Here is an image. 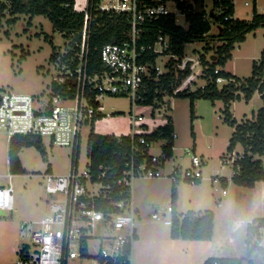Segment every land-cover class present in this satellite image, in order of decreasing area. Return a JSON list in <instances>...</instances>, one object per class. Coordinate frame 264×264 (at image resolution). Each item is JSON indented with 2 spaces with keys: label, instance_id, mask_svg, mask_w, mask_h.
<instances>
[{
  "label": "built area",
  "instance_id": "built-area-1",
  "mask_svg": "<svg viewBox=\"0 0 264 264\" xmlns=\"http://www.w3.org/2000/svg\"><path fill=\"white\" fill-rule=\"evenodd\" d=\"M66 0L65 7H70ZM73 1V0H72ZM245 0L244 6L257 0ZM235 7V0H232ZM83 26L80 41L74 45L70 41L63 52L53 53L56 73L49 85V91L42 96L17 92L0 93V136L8 145L14 137L30 136L50 140L51 145L69 148L70 165L63 175L45 173L44 189L52 199L48 204L49 213L37 221H24L19 226L22 245L18 258L11 264H66L69 259H81L89 264H132L133 245L137 232L136 223L140 219L133 198V184L138 177L169 178L172 182H197L203 177L205 159L198 156L191 147H184L181 156L175 157L177 134L165 138L161 128L149 133L140 132L144 124L138 123L143 117L134 114V108L146 101L147 80L151 73L162 75L158 60L168 56L170 40L158 35L153 45L140 44L143 27L162 17L185 18L176 0H85L82 11ZM173 7V10H171ZM94 13L122 16L129 24L127 39L120 43H105L99 51L100 70L88 72L89 42ZM234 18V17H233ZM228 20V18H225ZM154 56L148 63L143 58ZM218 71L216 70L215 73ZM60 89L54 91L53 81ZM63 82H67L63 86ZM226 84L223 78L216 80ZM219 87V86H218ZM222 87V86H221ZM200 88H203L201 86ZM129 99L131 111L130 134L127 147L129 158L120 174H109L108 168L99 167L93 172L87 149V162L78 164L84 130L90 128L94 120L110 114H103L100 100L105 97ZM162 101L155 98L152 105L159 108ZM89 137L91 131L87 130ZM87 137V138H88ZM118 143L122 137L114 136ZM230 153L223 165H230L234 174V163L242 158V152ZM183 159L188 162L185 166ZM219 176H214L217 182ZM10 179V176H9ZM225 194V190L222 191ZM13 189L0 186V210L12 211ZM172 206L165 211L153 210L151 218L163 220L164 225H172ZM166 213L170 218H165ZM252 224V221L249 225ZM264 228L245 243V248L262 247ZM248 257L240 264H264V257L257 251L248 252ZM253 255L257 256L252 257ZM7 264V263H0ZM213 264H222L215 260Z\"/></svg>",
  "mask_w": 264,
  "mask_h": 264
},
{
  "label": "rangeland",
  "instance_id": "rangeland-1",
  "mask_svg": "<svg viewBox=\"0 0 264 264\" xmlns=\"http://www.w3.org/2000/svg\"><path fill=\"white\" fill-rule=\"evenodd\" d=\"M73 1L75 8L82 11L85 0ZM244 1L235 0V8L240 20L248 21L253 7L252 4L244 6ZM205 7L209 12L212 1L205 0ZM10 19L6 11L0 17V93L45 95L56 73L50 57L55 52H63L68 40L54 30L52 23L45 16L20 15L8 22ZM178 25L184 28L188 26L183 17L178 18ZM259 29L261 30L256 36L254 35L256 32L248 34L246 41L240 44V48L232 51L234 57L225 67V70L242 80L251 76L253 61L259 58L260 50L261 52L264 50V27ZM215 31L214 25L211 33ZM219 44L216 39H210L208 44L199 42L187 45L188 57L192 61L189 63L181 61L178 66L174 65V69L181 71L180 69L186 64L189 66L191 64L193 73L183 83H179L175 93L193 92L205 85V81L201 78L200 58L203 56L211 62L210 57L216 52ZM158 62L161 73H166L169 57H162ZM223 85V83L218 84L219 88ZM160 101L162 104L159 108L153 105L134 108L133 112L136 116L144 117L138 123L146 124L140 132L149 133L166 123L173 125L177 134L175 157L181 156L184 147L195 146L196 154L205 159L207 165L203 170L204 178L198 183L187 181L174 183L166 177L157 179L138 177L134 180L133 198L141 219L136 223L138 238L133 245L132 264H197L204 255L245 260L248 257L245 243L247 219L251 216L248 207L251 190L237 187L231 181L225 186L221 179L217 178V182H213L212 179L216 175L229 177L232 172L229 164L223 165L224 159L230 156L227 147L232 135L230 126L224 122L223 103L215 102L212 105L203 100H196L195 115L198 117L191 121V102L187 96L180 97L174 93L167 95L165 92ZM100 105L103 114L110 116L94 120L87 130L107 136L130 133L131 106L128 98L105 97L100 100ZM263 106L261 97L255 95L248 103L243 100L233 102L230 113L240 123L252 120ZM87 130L83 132L78 156L80 167L87 162ZM237 149L242 150L240 147ZM239 153L237 156H240ZM7 154L8 142L5 137L0 136V186H8L10 183L15 203L12 211H0V263L11 264L17 260L18 247L22 244L19 237L20 223L39 220L49 213L48 204L52 198L44 189L45 172L51 169L55 175L65 174L70 165L71 151L69 148L51 145L50 140L44 138L42 151L34 146L22 149L18 157L27 174L13 175L10 180ZM256 158L262 162L264 170V156ZM182 163L188 165L184 159ZM174 190L179 195V204H181L179 213L186 215L194 212L202 216L206 211L213 212L214 235L211 241L187 242L181 238L179 241L171 240V226L164 225L163 220L151 218L153 210H157L160 215V211H165L167 206L172 204ZM223 190L226 192L225 195H222ZM263 212L264 205L252 216L262 217ZM165 215V218L169 217L168 213ZM229 238L233 239V243L229 242ZM261 246L264 248V238ZM254 256L257 255L252 257ZM66 264L89 263L81 259H69Z\"/></svg>",
  "mask_w": 264,
  "mask_h": 264
},
{
  "label": "trees",
  "instance_id": "trees-1",
  "mask_svg": "<svg viewBox=\"0 0 264 264\" xmlns=\"http://www.w3.org/2000/svg\"><path fill=\"white\" fill-rule=\"evenodd\" d=\"M66 0H0V17L4 11L11 17L8 22L15 20L17 16L28 15L47 17L55 31L62 34L68 42L74 45L80 41L83 15L73 11V1L70 0V7H65ZM179 9L185 14L187 29L175 23L172 17H162L157 21L148 23L143 27L140 36V44L145 46L153 45L158 35L167 36L170 40V47L167 50L177 60L171 58L166 66L167 72L157 77L156 72L151 73L150 80H147L146 101L141 106L152 105L153 100L162 99V94L172 95L179 83L189 75V66L183 71L174 69V65L184 55L185 46L191 43L203 42L208 44L210 39H216L220 44L212 55L211 62L206 61L203 56L200 58L202 65L201 78L205 81L203 88L193 92L174 93L176 96H187L190 99L191 121L195 117L194 103L196 100H205L214 105L215 102H222L224 105V122L234 128V132L227 147L228 153H233L239 146L242 149V158L234 163V174L232 182L239 187L253 188L257 182H264V170L262 162L256 157L264 155V106L252 120H245L237 123L231 113L230 106L236 101L248 103L254 94H259L264 105V51L258 61L253 62L251 76L244 80L232 76L230 73L218 70L224 67L232 59L234 46L243 43L246 36L260 27H264V14L256 10L252 13L250 21L234 19V6L232 0H211L212 7L206 11L205 0H176ZM91 23L89 42L88 72L94 73L100 70L99 51L105 43H120L127 39L129 24L122 16L101 15L94 13ZM228 18V20H225ZM216 26L215 33H211L213 26ZM53 55L50 60H53ZM152 63L154 56L147 54L143 61ZM218 71L215 73V71ZM177 72V74L175 73ZM223 78L227 81L221 88L216 80ZM57 80L53 81L54 91L60 89ZM67 82H63V86ZM156 108V107H155ZM100 119V118H99ZM163 136L170 139L174 132L173 126L167 124L161 128ZM123 143H118L114 136L98 135L90 133L88 137V151L91 167L94 173L99 167L108 168L109 174H120L123 171L125 161L130 156L127 147L128 137H122ZM43 142L41 138L30 136L14 137L8 147L9 172L12 175L21 176L27 174L19 160V153L23 148L34 146L42 151ZM49 173V170L47 171ZM193 182V183H198ZM172 225L171 238L195 241L211 240L214 234V214L206 211L202 216L189 212L182 218L175 211L176 192H172ZM264 228V218L254 219L248 225L246 231V243L258 234V230ZM248 252L257 250L264 257V248L252 246ZM222 264H240L237 258H209L204 264H213L215 260Z\"/></svg>",
  "mask_w": 264,
  "mask_h": 264
},
{
  "label": "crops",
  "instance_id": "crops-1",
  "mask_svg": "<svg viewBox=\"0 0 264 264\" xmlns=\"http://www.w3.org/2000/svg\"><path fill=\"white\" fill-rule=\"evenodd\" d=\"M252 7H253V9H252V13H253V11L254 10H256V12L257 13H259V14H264V0H257L253 5H252ZM234 19H239L240 20V18H239V14H238V12H237V10H236V8L234 7ZM251 18H252V14H251ZM251 18L248 20V21H250L251 20ZM184 22L186 23V21H185V18H184ZM177 25H178V22H177ZM180 26V25H179ZM184 28V27H183ZM184 29H187V28H184ZM261 29H256L255 31H254V35L256 36L257 35V33L260 31ZM252 33V32H251ZM250 34V33H249ZM248 36V35H247ZM247 36H246V39H247ZM246 39H245V41H246ZM244 41V42H245ZM243 42V43H244ZM199 43V42H198ZM240 44L241 43H239V44H236L235 46H234V49L235 48H240L239 46H240ZM187 45H189V44H187ZM187 45L185 46V50H184V55H183V57L181 58V60L179 61V62H177L176 63V65L178 66V64H180L181 63V61H186V63H189L190 61H192V60H189V58L190 57H188V53H187V50H186V47H187ZM233 49V50H234ZM264 51V50H263ZM262 51V52H263ZM261 52V50H260V52L258 53V54H260V53H262ZM232 54V53H231ZM260 56H261V54H260ZM260 56L258 55V57L259 58H256L254 61H258L259 59H260ZM233 55H232V59H233ZM211 59H210V61H212L213 60V56H211L210 57ZM231 59V60H232ZM175 60H177V58L175 59ZM206 60V59H205ZM231 60H229V61H231ZM206 61H208V60H206ZM228 61V62H229ZM253 61V62H254ZM227 62V63H228ZM227 63H226V65L224 66V67H218L220 70H222V71H226V72H228L227 70H225V67L227 66ZM187 66H189V64H186L185 65V67H183V68H181L180 70H184V68H186ZM193 67V65H191L190 64V66H189V70H190V72H189V75L187 76V78L193 73L192 71H191V68ZM224 68V69H223ZM194 69V68H193ZM228 73H230L232 76H234V77H237L236 75H234L232 72H228ZM187 78L185 79V80H187ZM185 80H183L181 83H183ZM203 86V85H202ZM178 92V91H177ZM175 93V92H174ZM255 95H259V94H254V96ZM253 96V97H254ZM260 96V95H259ZM252 97V98H253ZM203 101H205V100H203ZM206 102H208V101H206ZM246 103V102H245ZM232 105V104H231ZM136 107H145V106H136ZM194 107H195V104H194ZM230 108H231V106H230ZM195 110H196V108H195ZM196 112V111H195ZM143 117V116H142ZM198 116H196L195 115V117H194V120L197 118ZM233 117V116H232ZM143 119H144V117H143ZM235 121H236V119L235 118H233ZM193 120V121H194ZM237 122V121H236ZM143 123V122H142ZM238 123V122H237ZM144 124V123H143ZM144 125H146V124H144ZM165 125H167V123L165 124ZM165 125H160V126H158V127H156V129L157 128H161V127H164ZM173 126V125H172ZM147 127V126H146ZM231 128V130H232V133L234 132V128L233 127H230ZM173 129H174V127H173ZM155 130V129H154ZM174 132H175V129H174ZM130 133H128L127 135H129ZM127 135H120V136H127ZM232 136V135H231ZM230 140V139H229ZM8 147H9V145H8ZM239 147V146H238ZM191 148H193V150L197 153V150H196V147L195 146H192ZM235 152H242V150H238L237 148H236V151ZM264 156V155H263ZM262 156V157H263ZM255 159H257V158H255ZM21 162V161H20ZM7 165H8V170H10V167H9V161H8V157H7ZM21 165H22V167H23V164H22V162H21ZM24 168V167H23ZM49 170V173H52V170L51 169H48ZM47 170V171H48ZM67 172V171H66ZM10 173V172H9ZM45 173H48V172H45ZM10 179L12 178V174L10 173ZM232 177H233V173L232 172H230V176L229 177H220V181H222V183L226 186L227 184H228V182H232ZM9 179V180H10ZM200 182V181H199ZM234 184V183H233ZM236 186V185H235ZM237 187H239V186H237ZM241 188H244V187H241ZM256 188H258V189H256ZM244 189H247V190H251V191H249V192H251V198H250V202H249V204H248V207H249V211H250V213H251V216H249L248 217V219H247V225H249V223L251 222V221H253L254 219H258V218H264V212H263V215H262V217H256V218H254L253 216H252V214L253 213H255L256 211H257V209L259 208V207H261V206H263L264 205V182H257L256 184H255V186L253 187V188H244ZM255 189L257 190V191H255ZM176 192V191H175ZM241 192H243V191H241ZM240 193V192H239ZM226 194V193H225ZM225 194H223L222 193V195H225ZM14 198V197H13ZM181 201V200H180ZM171 205V204H170ZM179 205H181V204H179V195L176 193V200H175V203H174V206H175V211H176V213H177V215H179L180 216V218H182L183 216H185V215H183V214H181V213H179ZM136 206V205H135ZM14 207H15V203H14V201H13V209H14ZM137 208V207H136ZM12 209V210H13ZM137 210H138V212H139V209L137 208ZM1 212H4V211H2V210H0ZM139 215H140V213H139ZM167 218H170V216L169 217H167ZM171 218H172V215H171ZM140 219H141V215H140ZM32 221V220H31ZM34 221H37V220H34ZM22 222H24V221H22ZM21 222V223H22ZM20 223V224H21ZM237 225H239V224H237ZM20 226V225H19ZM167 226V225H166ZM214 235V234H213ZM136 238H138V237H136ZM171 240H175V241H179L180 239H171ZM211 240H212V238H211ZM211 240H208L207 242H209V241H211ZM185 241H187V242H191V240H185ZM193 241H195V240H193ZM135 242H136V240H135ZM171 242V241H170ZM229 242L231 243H233V239L232 238H229ZM22 244H20L19 245V247L18 248H20V246H21ZM17 248V249H18ZM209 258H215L214 256L213 257H210V256H207V255H204L203 257H202V259L197 263V264H204L205 262H206V260H208ZM219 258V257H218ZM237 259H239V258H237Z\"/></svg>",
  "mask_w": 264,
  "mask_h": 264
}]
</instances>
